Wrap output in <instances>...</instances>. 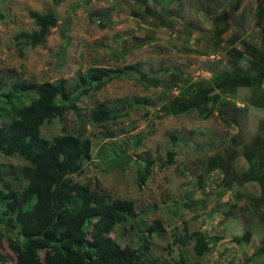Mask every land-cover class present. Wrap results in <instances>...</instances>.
Returning a JSON list of instances; mask_svg holds the SVG:
<instances>
[{
  "label": "rangeland",
  "instance_id": "1",
  "mask_svg": "<svg viewBox=\"0 0 264 264\" xmlns=\"http://www.w3.org/2000/svg\"><path fill=\"white\" fill-rule=\"evenodd\" d=\"M31 10L61 18L36 47L15 39L38 29ZM203 37L212 39L209 50L194 42ZM129 65L133 72L42 126L46 137L66 129L91 139L92 158L72 180L110 201L134 202L129 220L111 233L121 245L140 246L148 226H161L149 237L156 264H264V187L253 178L264 171V149L248 160L243 148L264 145V0H0V75L10 84L65 79L75 87L91 67ZM118 98L132 102L120 116L91 119L99 102ZM222 99L243 111L230 108L225 119ZM171 149L176 161L164 166ZM147 160L152 172L140 186L137 169ZM26 164L0 152L3 180L11 181L0 189L26 184ZM187 230L204 231L212 251L198 256L194 241L179 240ZM4 252L14 264L10 247Z\"/></svg>",
  "mask_w": 264,
  "mask_h": 264
},
{
  "label": "trees",
  "instance_id": "2",
  "mask_svg": "<svg viewBox=\"0 0 264 264\" xmlns=\"http://www.w3.org/2000/svg\"><path fill=\"white\" fill-rule=\"evenodd\" d=\"M173 1L168 0V4ZM29 14L38 29L31 32L22 30L15 39L36 47L45 41L50 29L56 27L61 18L57 11L40 13L31 10ZM228 44L232 46V43ZM20 52L24 54L23 48ZM132 68L133 65L116 70L91 67L80 75L75 87H69L65 79L23 80L10 84L0 75V118L5 121L0 124V152L7 156L18 155L27 162L22 172L27 183L20 188L0 189V264L10 261V256L4 252L6 247L15 254L14 264L157 263L150 255L149 237L153 233H161V226H148L149 235L140 236V246L121 245L111 233L118 224L129 220L130 212L135 208L134 202L121 198L110 201L90 184L70 177L91 160V139L81 131L74 133L66 129L51 137L42 134L43 125L55 118L63 119L71 109L77 110V102L83 94L98 90L123 73L133 72ZM209 70L215 71L212 67ZM220 79L217 77L215 81ZM31 92L36 95L29 100L27 95ZM222 100L219 114L225 119H228L225 115L230 108L236 112L243 111L234 100ZM116 101L118 103L111 105L99 102L91 119L97 123L110 121L132 103L128 98ZM172 139L177 143L179 137L173 135ZM243 148L247 159L251 160L260 158L264 145L257 140ZM175 157L176 151L169 150L163 165L175 163ZM152 165L151 160L139 165L137 182L140 186L147 181ZM7 173L14 176L12 181L21 179L17 172L7 170ZM256 175H253L254 180L264 187V171ZM0 181L4 185L11 184V181L3 180L1 171ZM134 225L131 223V227ZM179 240L184 244L194 241V251L198 256L214 248L204 231L187 230L186 236Z\"/></svg>",
  "mask_w": 264,
  "mask_h": 264
},
{
  "label": "flooded vegetation",
  "instance_id": "3",
  "mask_svg": "<svg viewBox=\"0 0 264 264\" xmlns=\"http://www.w3.org/2000/svg\"><path fill=\"white\" fill-rule=\"evenodd\" d=\"M220 36V35H219ZM204 38V37H203ZM197 39V40H194L195 43H201V45H205V46H208L209 48V45L211 44L212 42V39L210 41L207 40V38H204V39ZM222 37L220 38V42L222 44V41H221Z\"/></svg>",
  "mask_w": 264,
  "mask_h": 264
}]
</instances>
